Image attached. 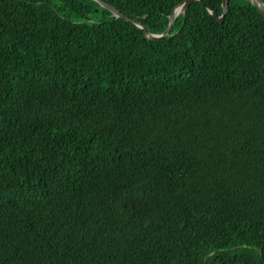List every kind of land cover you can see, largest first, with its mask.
Returning a JSON list of instances; mask_svg holds the SVG:
<instances>
[{
  "label": "trees",
  "instance_id": "trees-1",
  "mask_svg": "<svg viewBox=\"0 0 264 264\" xmlns=\"http://www.w3.org/2000/svg\"><path fill=\"white\" fill-rule=\"evenodd\" d=\"M101 1L161 34L185 0ZM222 1L151 40L0 0V264H264V16Z\"/></svg>",
  "mask_w": 264,
  "mask_h": 264
},
{
  "label": "water",
  "instance_id": "water-1",
  "mask_svg": "<svg viewBox=\"0 0 264 264\" xmlns=\"http://www.w3.org/2000/svg\"><path fill=\"white\" fill-rule=\"evenodd\" d=\"M99 3H101L104 7H106L107 9H109L112 13H114L116 16H119L121 18H124L127 21L132 22L133 24H135L137 27L141 28L144 30L145 32V36L148 39L151 40H158L160 38H163L165 36L168 35L169 30L171 29L174 21L176 20V18L182 14L183 12H185V10L188 8V6L192 3V2H199V0H185L184 2L180 3L179 5H177L176 7L173 8V10L171 11L170 15H169V24L168 27L165 29V31L161 34H151L149 33L148 29L141 24L140 22L133 20L131 18H129L128 16H125L123 14L120 13V11H118L116 8H114L113 6H110L104 2H102L101 0H97ZM251 1V3L260 11V13L264 16V4L260 1V0H248ZM227 0H223L222 3V14L221 17L218 18V20L222 23L226 14V10H227ZM176 12V14H175ZM215 16V15H214Z\"/></svg>",
  "mask_w": 264,
  "mask_h": 264
},
{
  "label": "bare ground",
  "instance_id": "bare-ground-1",
  "mask_svg": "<svg viewBox=\"0 0 264 264\" xmlns=\"http://www.w3.org/2000/svg\"><path fill=\"white\" fill-rule=\"evenodd\" d=\"M94 1H96V2H98L97 0H94ZM248 1V0H247ZM103 2V1H102ZM184 2V1H183ZM227 2H228V0H227ZM251 2V1H250ZM99 3V2H98ZM105 3V2H104ZM222 3H223V1H222ZM100 4V6H102V7H104L101 3H99ZM107 4V3H106ZM109 5V4H108ZM179 5V4H178ZM111 6V5H110ZM221 7H222V4H221ZM227 7V6H226ZM105 9H107L106 7H104ZM107 10H109V9H107ZM110 11V10H109ZM207 11L212 15V16H214L215 15V13L211 10V9H207ZM111 12V11H110ZM184 13V12H183ZM182 13V14H183ZM114 16H116L114 13H112ZM122 14V13H121ZM175 14H176V12H175ZM124 15V14H123ZM181 15V14H180ZM126 16V15H125ZM116 17H119V16H116ZM217 20H218V18L219 17H221V16H219V17H217L216 15L214 16ZM121 18V17H120ZM219 21V20H218ZM220 22V21H219ZM169 24V23H168ZM135 25V24H134ZM168 27V26H167ZM152 34V33H151ZM144 35H145V33H144Z\"/></svg>",
  "mask_w": 264,
  "mask_h": 264
}]
</instances>
